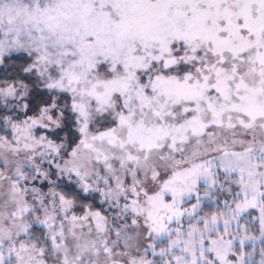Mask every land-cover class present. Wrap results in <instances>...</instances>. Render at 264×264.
I'll return each instance as SVG.
<instances>
[{"label":"snow or ice","instance_id":"obj_1","mask_svg":"<svg viewBox=\"0 0 264 264\" xmlns=\"http://www.w3.org/2000/svg\"><path fill=\"white\" fill-rule=\"evenodd\" d=\"M0 264H264V0H0Z\"/></svg>","mask_w":264,"mask_h":264}]
</instances>
